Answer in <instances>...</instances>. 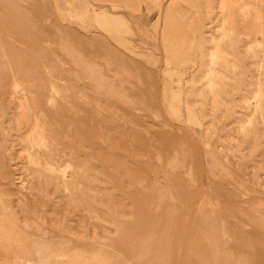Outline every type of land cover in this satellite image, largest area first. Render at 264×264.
Masks as SVG:
<instances>
[{
    "label": "rangeland",
    "instance_id": "1",
    "mask_svg": "<svg viewBox=\"0 0 264 264\" xmlns=\"http://www.w3.org/2000/svg\"><path fill=\"white\" fill-rule=\"evenodd\" d=\"M218 1L0 0V264H264L262 48Z\"/></svg>",
    "mask_w": 264,
    "mask_h": 264
},
{
    "label": "bare ground",
    "instance_id": "2",
    "mask_svg": "<svg viewBox=\"0 0 264 264\" xmlns=\"http://www.w3.org/2000/svg\"><path fill=\"white\" fill-rule=\"evenodd\" d=\"M198 3V0H196ZM238 1V0H237ZM243 1V0H242ZM241 1V2H242ZM236 2V1H235ZM234 2V3H235ZM230 0H219L216 4H215V9H214V13L213 15H211V17L208 19V22L210 23L211 21H214L219 19L218 24L221 25L224 29V33L226 34V31L230 30H234V24L236 22V16L238 17V22H239V27H240V34H242L243 36H247L250 37V41L252 40V43H254L253 45H257L259 47L262 48V60L261 62H264V41L262 40L263 37V30L260 32L258 25H253L250 18H248L249 16H247V11H245V6H241L242 8H240V4L239 7H235L234 5L230 4ZM233 3V2H232ZM243 3V2H242ZM238 4V3H237ZM245 4V3H244ZM243 4V5H244ZM237 6V5H236ZM247 10V9H246ZM224 34V35H225ZM261 34V35H260ZM258 35V37H257ZM260 35V37H259ZM257 37V38H256ZM252 38V39H251ZM213 40V38L210 39V41ZM215 46H219L218 43L215 44ZM218 48V47H217ZM260 48V49H261ZM68 108V107H67ZM260 133V132H259ZM235 145V144H234ZM232 148V147H231ZM234 164V163H233ZM256 167V166H255ZM254 167V168H255ZM257 168V167H256ZM253 173L251 172V174L248 176L247 181L250 183L251 182V178H252ZM123 176V175H122ZM264 178V177H262ZM127 181V180H126ZM125 183L127 184L128 181ZM89 192V191H88ZM92 192V191H91ZM90 194L92 195L93 193ZM95 194V193H94ZM93 194V195H94ZM95 197V196H93ZM251 198V197H250ZM119 205V204H118ZM90 210V209H89ZM167 211V210H166ZM259 215V214H258ZM88 218L91 219L92 218V214L89 212L88 213ZM92 226H95V224H92Z\"/></svg>",
    "mask_w": 264,
    "mask_h": 264
}]
</instances>
